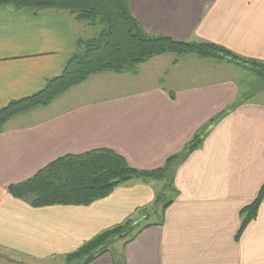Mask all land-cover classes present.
<instances>
[{"label":"crops","instance_id":"1","mask_svg":"<svg viewBox=\"0 0 264 264\" xmlns=\"http://www.w3.org/2000/svg\"><path fill=\"white\" fill-rule=\"evenodd\" d=\"M129 11L150 35L213 43L264 62V0H130ZM83 26L63 11L0 7V108L59 76ZM194 56L161 61L146 87H132L138 68L93 74L0 126V264L65 260L137 209L157 205L152 186L133 180L88 206L41 208L13 198L10 185L60 157L99 149L154 170L206 126L176 168L177 196L153 211L150 223L161 224L90 264H264V197L240 231V212L264 184V104L241 100L233 79L207 77L217 72L202 70Z\"/></svg>","mask_w":264,"mask_h":264},{"label":"trees","instance_id":"2","mask_svg":"<svg viewBox=\"0 0 264 264\" xmlns=\"http://www.w3.org/2000/svg\"><path fill=\"white\" fill-rule=\"evenodd\" d=\"M129 1L0 0V7H11L15 10L63 11L73 16L76 21L98 29L94 37L76 40L75 51L68 58L59 76L46 80L36 93L0 108V126L17 114L49 105L55 98L93 74H135L139 65L163 54H174L177 57L195 55L200 59L231 62L253 71L257 75L258 84L264 87V62L241 58L213 43L180 42L164 35H150L131 15ZM242 99L247 98L241 95ZM207 128L206 126L199 131L181 153L169 157L162 167L154 170L134 169L122 156L108 149H99L60 157L43 167L33 177L10 185L8 193L34 208L56 205L88 206L107 197L117 186L128 181L167 178L168 190L173 194L167 196L168 198L161 195L153 210L143 212L137 209L122 222L99 232L65 257L67 264H90L105 254L114 256L111 245L116 240H122L123 245H126L142 230L161 224V220L157 223H148V220L153 216V211L160 209L162 213L177 196L176 191L171 188L175 168L189 152L200 145ZM263 197L264 184L257 197L240 212V231L255 218ZM138 212L139 217L135 218Z\"/></svg>","mask_w":264,"mask_h":264},{"label":"rangeland","instance_id":"3","mask_svg":"<svg viewBox=\"0 0 264 264\" xmlns=\"http://www.w3.org/2000/svg\"><path fill=\"white\" fill-rule=\"evenodd\" d=\"M83 26L82 30L80 31V36L81 38L84 39H89L94 37L97 32L98 29L92 26H88L84 23H81ZM193 56V55H190ZM195 57V56H194ZM175 58H178L177 56H175L174 54H164L163 56L154 58V60H152L151 62L147 63V64H141L138 67V74L137 76H131V81H133L132 87H146L145 85L147 84V82H149L153 76H157L158 71L156 69V67L159 66V63L161 61H165V62H169L170 60H174ZM159 61V62H156ZM154 62H156L157 66L152 65ZM191 63V62H190ZM200 65L203 67L201 68L202 70H206V71H216L217 74H209L207 75V77H209L210 79H221V78H230L235 80V82L237 83V86L239 88V92L240 95H242V97L246 96L247 99H252L253 101H257L260 103L264 104V87H262L260 84H258V78L257 75L246 68H243L239 65H235L234 63L231 62H219L217 63V61L215 60H211V59H202L199 60ZM187 65V64H186ZM167 66V65H166ZM159 70L161 67H158ZM215 70H212V69ZM168 70V74L172 71H174L173 69H171L170 67L166 68L165 70ZM208 69V70H207ZM164 70V71H165ZM163 71V69L161 70V72ZM163 74V73H162ZM161 76V75H160ZM170 77V76H168ZM175 172H176V168H175ZM133 181H139L142 182L145 185H151L153 191H155L156 197L155 200L153 202L154 206L156 204V202L158 201L159 197L161 195H166L165 198H168L167 196L172 195L173 192L168 190V179H162V180H148V181H141V180H137L134 179ZM176 193L177 190L174 187V183L172 185V187ZM151 206V207H152ZM158 206L160 207V204H158ZM140 211L145 212L146 209H140ZM159 212L161 213V210L159 209ZM139 212L134 216L135 218L139 217ZM157 218L155 217H150L148 220L149 222H153L156 221ZM124 241L122 240H116L112 245H111V249L112 250H116L119 249L121 247V245L123 244ZM114 252V251H113ZM26 264H37L33 261H28L25 260ZM45 264H67V262L63 259H58V260H53L50 261L48 263Z\"/></svg>","mask_w":264,"mask_h":264}]
</instances>
